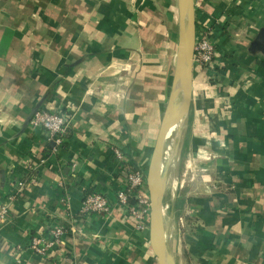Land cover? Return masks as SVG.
<instances>
[{"label":"crops","instance_id":"0c3cea01","mask_svg":"<svg viewBox=\"0 0 264 264\" xmlns=\"http://www.w3.org/2000/svg\"><path fill=\"white\" fill-rule=\"evenodd\" d=\"M195 3L220 80L194 65L166 195L170 246L175 264L180 253L183 264H264V0ZM176 15V0H0V264H158L117 204L112 149L147 168L171 89ZM46 97L44 109L79 110L57 152L42 128L13 138ZM87 192L111 212L35 255L33 237L77 217Z\"/></svg>","mask_w":264,"mask_h":264},{"label":"water","instance_id":"95a60500","mask_svg":"<svg viewBox=\"0 0 264 264\" xmlns=\"http://www.w3.org/2000/svg\"><path fill=\"white\" fill-rule=\"evenodd\" d=\"M177 47L170 93L156 143L147 166L146 181L151 201L149 245L158 264H175L169 242V231L165 225V205L169 180L175 170L182 135L192 108V85L197 40L195 0H176ZM264 36V32L260 37ZM46 98H42L31 109L21 130L13 138L21 137L30 127L34 116L44 109ZM174 135L169 146L167 140Z\"/></svg>","mask_w":264,"mask_h":264},{"label":"built area","instance_id":"2783aa9c","mask_svg":"<svg viewBox=\"0 0 264 264\" xmlns=\"http://www.w3.org/2000/svg\"><path fill=\"white\" fill-rule=\"evenodd\" d=\"M210 32V29L205 28L197 31L194 65L206 69L209 78L218 82L220 76L217 73V51L210 40ZM78 112L79 110L74 106H66L60 110L43 109L34 116L31 126L44 129L54 144V151L57 152L65 143L64 137ZM112 154L120 166V188L116 194L117 204L136 221L137 232L146 236L149 233L151 215V201L146 181L147 168L130 161L125 153L118 148H113ZM44 164L45 159L39 160L29 166V171H35ZM23 185L21 184L22 188ZM62 202L66 204L65 200ZM111 209L108 199L103 195L85 194L78 216L74 217L67 212L66 219L52 222L45 235L33 237L31 249L35 255L45 259L69 235H84V227L76 224V218L86 219L92 216L106 215L111 212ZM7 214L6 208L0 210V224L6 220ZM181 224L183 225L182 220Z\"/></svg>","mask_w":264,"mask_h":264},{"label":"trees","instance_id":"16d2710c","mask_svg":"<svg viewBox=\"0 0 264 264\" xmlns=\"http://www.w3.org/2000/svg\"><path fill=\"white\" fill-rule=\"evenodd\" d=\"M211 81H212V80H211ZM212 82H214V81H212ZM212 82H211V83H212ZM212 84H213V83H212ZM64 138H65V140L68 138V132H67V134L65 135ZM63 146H64V144H63ZM36 174H37V173H36L35 171L31 172V177H34ZM87 194H91V193L87 192ZM81 222H82L81 218H76V224H77V225H80Z\"/></svg>","mask_w":264,"mask_h":264},{"label":"rangeland","instance_id":"374dc122","mask_svg":"<svg viewBox=\"0 0 264 264\" xmlns=\"http://www.w3.org/2000/svg\"><path fill=\"white\" fill-rule=\"evenodd\" d=\"M175 8H176V7H175ZM176 18H177V15H176ZM175 35L177 36V30H176ZM148 164H149V163H148ZM147 166H148V165H147ZM184 224H185V223H183V225H184ZM181 225H182V224H181ZM183 225H182V226H183ZM172 235H173V233H172ZM178 237H179V236H177V234H176V236H175V235L172 236V238H173L174 240H175V238L178 239ZM177 243H178V242H177ZM174 244H175V241H174ZM181 255H182L181 253H180V255H179V254L177 255L179 264H183V261H181V260H183L182 257H181Z\"/></svg>","mask_w":264,"mask_h":264},{"label":"bare ground","instance_id":"6f19581e","mask_svg":"<svg viewBox=\"0 0 264 264\" xmlns=\"http://www.w3.org/2000/svg\"><path fill=\"white\" fill-rule=\"evenodd\" d=\"M167 142H168L169 146H171L173 144V142H174V135L170 136L168 138Z\"/></svg>","mask_w":264,"mask_h":264}]
</instances>
